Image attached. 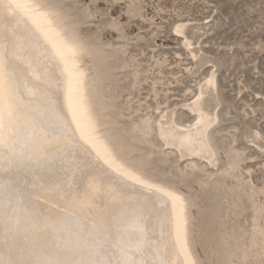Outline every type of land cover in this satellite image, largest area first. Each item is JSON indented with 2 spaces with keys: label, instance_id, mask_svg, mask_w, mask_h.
Returning a JSON list of instances; mask_svg holds the SVG:
<instances>
[{
  "label": "rangeland",
  "instance_id": "374dc122",
  "mask_svg": "<svg viewBox=\"0 0 264 264\" xmlns=\"http://www.w3.org/2000/svg\"><path fill=\"white\" fill-rule=\"evenodd\" d=\"M38 1L78 51L97 132L182 195L196 264H264V241L243 261L225 243L249 242L255 214L264 238V0ZM212 76L200 98L209 157L183 155L158 123L195 122L187 105Z\"/></svg>",
  "mask_w": 264,
  "mask_h": 264
},
{
  "label": "bare ground",
  "instance_id": "6f19581e",
  "mask_svg": "<svg viewBox=\"0 0 264 264\" xmlns=\"http://www.w3.org/2000/svg\"><path fill=\"white\" fill-rule=\"evenodd\" d=\"M52 11L0 0L5 78L17 84L11 108L0 105V264H196L182 195L126 165L97 132L81 59ZM214 83L186 104L197 112L190 126L172 116L158 123L166 145L208 156L211 119L200 98ZM255 217L249 242H225L242 261L264 241Z\"/></svg>",
  "mask_w": 264,
  "mask_h": 264
},
{
  "label": "snow or ice",
  "instance_id": "6c2138e0",
  "mask_svg": "<svg viewBox=\"0 0 264 264\" xmlns=\"http://www.w3.org/2000/svg\"><path fill=\"white\" fill-rule=\"evenodd\" d=\"M4 54L3 52H0V105H2L4 108H11V105L9 103V98H11L14 94L15 88L17 87V84L9 83L6 80V72H5V66H4ZM7 97V99H5ZM10 115V112H9ZM4 122V113L2 110H0V127L3 126ZM21 197L23 196V193H20ZM177 242L183 243V236H182V226L178 225L177 230ZM40 264H58V262H40ZM161 264H167V261H162ZM189 264H191V261H189Z\"/></svg>",
  "mask_w": 264,
  "mask_h": 264
}]
</instances>
